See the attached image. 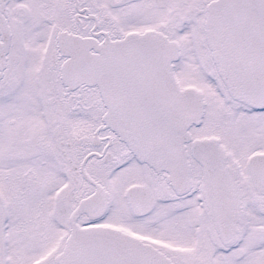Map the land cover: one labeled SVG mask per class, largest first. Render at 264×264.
<instances>
[{
  "label": "snow or ice",
  "instance_id": "obj_1",
  "mask_svg": "<svg viewBox=\"0 0 264 264\" xmlns=\"http://www.w3.org/2000/svg\"><path fill=\"white\" fill-rule=\"evenodd\" d=\"M0 264H264V0H0Z\"/></svg>",
  "mask_w": 264,
  "mask_h": 264
}]
</instances>
